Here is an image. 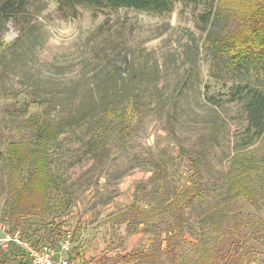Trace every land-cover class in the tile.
Wrapping results in <instances>:
<instances>
[{
  "label": "rangeland",
  "instance_id": "obj_1",
  "mask_svg": "<svg viewBox=\"0 0 264 264\" xmlns=\"http://www.w3.org/2000/svg\"><path fill=\"white\" fill-rule=\"evenodd\" d=\"M255 1L221 0L218 19L216 0L177 2L162 13L25 0L3 25L0 16V264H32L15 235L36 250L50 248L53 264H188L210 225L227 244L256 222L240 264H264V143L248 129L243 93L233 95L237 84L264 89V65L258 77L251 68L228 71L206 46L234 32L236 15ZM19 27H29L32 39L13 55L7 46ZM118 79L142 103L130 132L113 133L97 149L90 122L65 126L47 145L53 183L44 204L7 217V143L33 140L40 120L56 124L79 108L94 111ZM188 156L200 157L206 195L187 208L194 232H183L174 258L165 233H152L174 219L163 206L144 209V201L154 191V164H167L161 184L168 196L188 187ZM240 171L253 174L243 195L226 183ZM131 251L147 257H120Z\"/></svg>",
  "mask_w": 264,
  "mask_h": 264
},
{
  "label": "trees",
  "instance_id": "obj_2",
  "mask_svg": "<svg viewBox=\"0 0 264 264\" xmlns=\"http://www.w3.org/2000/svg\"><path fill=\"white\" fill-rule=\"evenodd\" d=\"M193 0H55L56 4L63 7L75 8L76 6L95 8H127L143 12L162 13L171 10L177 2L190 3ZM230 5L232 0H228ZM25 0H0V16H3L2 25L9 19L14 8H26ZM224 7L221 0H216V19L222 16ZM235 13V9H233ZM236 27L234 32H229L221 37H211L207 39L206 46L217 50L221 63L228 71L251 68V72L256 77L259 76L260 68L264 65V0H256L251 7L244 10L242 15H236ZM32 31L28 27L18 28L15 39L8 44L7 49L13 55H17L18 49L25 43H30ZM3 45L2 43L0 46ZM125 85V80H117L113 88L109 91V96L102 95L96 99V109L88 113L80 110L64 117L60 123L53 124L47 120H40L34 125L33 140L25 142H9L5 147L6 174L8 200L4 209L8 210V216L14 218L23 215L28 208L42 206L48 196L53 180L48 174V154L47 145L57 137L65 126L77 125L78 123L90 122L92 132V142L97 149H104L108 143V138L117 133L128 134L132 129V121L139 116L141 102L134 93H129ZM122 87V88H121ZM243 93L244 105L246 109V119L248 129L253 130V140L264 143V89L254 88L247 85L237 84L234 86L233 95ZM252 141H247L244 146H248ZM191 175L190 184L182 191H178L171 197L163 191L161 182L164 180V172L167 164H154L153 172L149 178V183L154 187L147 191L152 196L144 201V209L152 210L158 206H163L165 213L174 219V223L164 228H159L152 233H165V251L175 255L183 238V232L192 231V221L186 216L187 208L196 201H203L206 195L205 183L201 180L200 157L188 156ZM249 169L252 166L248 167ZM262 180H264V168H262ZM240 171L231 176L227 181V186L234 189L235 194H245V176L251 180L252 172ZM264 182V181H263ZM165 184V182H164ZM158 191V192H157ZM162 191V192H161ZM264 201V191L261 193ZM156 199V200H155ZM260 208L262 204L259 203ZM145 212V211H144ZM5 216V215H4ZM145 221V220H144ZM141 222V220H139ZM144 225L146 223L144 222ZM252 228V229H251ZM249 230L232 238L227 244L222 241L223 236L212 235L215 226H209L206 231L199 235L198 240L202 245L199 247V256L188 264H240L249 250L246 240L253 239L255 229L258 231L256 222ZM177 229V230H176ZM213 229V230H212ZM129 230V229H128ZM176 230V231H175ZM254 230V234L252 231ZM145 231V228H144ZM175 231V232H174ZM210 235V238L208 236ZM264 242V237L259 236ZM231 246H237V252H231ZM239 246V247H238ZM225 247H227L225 249ZM224 252H228L221 256ZM147 253L131 251L120 256L130 259L140 258ZM139 260V259H138ZM174 261V260H173Z\"/></svg>",
  "mask_w": 264,
  "mask_h": 264
},
{
  "label": "built area",
  "instance_id": "obj_3",
  "mask_svg": "<svg viewBox=\"0 0 264 264\" xmlns=\"http://www.w3.org/2000/svg\"><path fill=\"white\" fill-rule=\"evenodd\" d=\"M10 239H12L14 243L25 248L31 258L32 264H53L51 260L52 251L50 248L42 247L40 250H36L28 246L26 242H22L21 240H19V237L16 235ZM62 247L66 250L68 249L67 240L62 242Z\"/></svg>",
  "mask_w": 264,
  "mask_h": 264
}]
</instances>
